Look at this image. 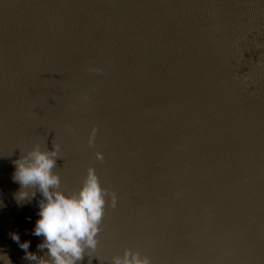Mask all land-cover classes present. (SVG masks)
<instances>
[{"label": "water", "instance_id": "95a60500", "mask_svg": "<svg viewBox=\"0 0 264 264\" xmlns=\"http://www.w3.org/2000/svg\"><path fill=\"white\" fill-rule=\"evenodd\" d=\"M37 144L60 146L64 191L92 167L117 197L78 264L125 249L151 264H264V0H0L11 264H30L13 233L44 255L31 235L40 194L18 205L12 180Z\"/></svg>", "mask_w": 264, "mask_h": 264}, {"label": "clouds", "instance_id": "9594fccd", "mask_svg": "<svg viewBox=\"0 0 264 264\" xmlns=\"http://www.w3.org/2000/svg\"><path fill=\"white\" fill-rule=\"evenodd\" d=\"M94 141L95 129L89 137V145H94ZM61 158L59 145L48 150L37 144L13 161L12 180L20 186L15 194L17 204L31 203L37 193L41 197L38 219L31 235L43 237L37 249L44 255L28 251L31 241L20 243V236L16 233L11 237L25 252V259L30 264H78L86 251L89 255L96 251L106 198L111 196L113 208L118 202L115 193L110 194L101 186L92 167L88 168L77 191H64L60 176L54 172L57 160ZM96 159L102 161L103 154L97 152ZM5 256H0V264H11L8 257L4 261ZM110 264H151V261L137 251L125 249L123 255L112 256Z\"/></svg>", "mask_w": 264, "mask_h": 264}]
</instances>
